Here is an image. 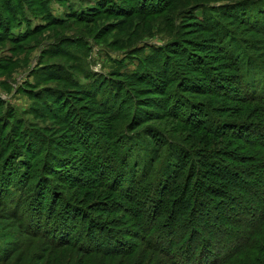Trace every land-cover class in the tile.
<instances>
[{
  "label": "trees",
  "instance_id": "trees-1",
  "mask_svg": "<svg viewBox=\"0 0 264 264\" xmlns=\"http://www.w3.org/2000/svg\"><path fill=\"white\" fill-rule=\"evenodd\" d=\"M37 1L39 0H3V3L0 1V6L4 7L3 11L8 13L12 8V19L5 17L0 21V29L8 36V39L22 41L44 27L34 23L36 19L34 12L39 7ZM130 1L137 4L133 6L135 10L140 8L143 12L158 11L163 8L158 4L153 6L154 0ZM50 2V0H40L41 8H39L45 10L51 23H60L62 20L51 13ZM107 2V0H96L97 5L93 11L97 6L102 7L103 11H119L114 10L112 6L106 7ZM257 2L259 3V0H238L232 6L249 7L250 5L255 6ZM163 3L164 6L167 4ZM231 3L229 2L230 5ZM229 4H224L222 7H229ZM201 5L197 10L199 20H203L199 26H202L204 30L211 27L208 31L213 36L217 37L219 33V41L223 42L222 48L225 45V52L222 56L238 80L236 83L233 82L236 90L231 88L232 92H230L231 89L225 86L229 80H226V77H219L210 65L204 64L198 57V52L191 53L179 45L174 48H168L166 45L152 48L153 52L138 60V67L131 72L113 70L105 78L104 75H99L100 79L99 76L93 78L92 76L96 75L94 73L95 75L91 77L94 80L95 92L88 90L92 88L90 77L87 86H82L83 84L76 79V82L73 80L71 83L76 86V89L81 93L84 92V95L97 104L99 103L95 101V98L96 100L100 98L102 92L98 88L102 87L104 90L108 82H114L115 86L122 84L124 87L129 85L132 88V90L130 88L126 90L125 98L115 108L112 106L113 103L109 106L102 102L100 104L102 105L100 110L102 116H96L93 113L95 110H90L91 114L97 118V120L93 119V122L85 121L81 116H76L75 112L72 113L73 115L70 114V108L65 109L67 114L63 116L59 108L58 114L54 116L56 121L65 123L68 130L70 128L83 133L82 137L86 145L85 155L96 159L92 178L73 174L76 183L69 187H75L76 194L69 195L54 189L52 179L64 184L69 180V166L66 165L69 158L62 160L61 156L57 158L55 153L49 152L48 139L41 134L39 128L17 127L12 124L6 131L8 124L6 121L20 122L14 117V113L0 120V208L6 211L7 215L23 231L47 239L54 247L66 245L79 248L80 246L87 252L90 249L95 251L102 249L107 253H113L114 249L110 250L109 244L99 246L96 240V244L91 247L86 245V243L91 245L96 235L102 237L105 234H111L104 224L98 223L88 215V211L80 202V199H84L96 188L110 190L111 194L120 200V203H127L128 206H123V208L133 210L137 227L140 224L144 227L148 225V230L153 229L155 219L160 218L169 207L173 209L172 211L176 210V214L179 215L188 213L196 221L198 220L196 214L199 213L200 216L208 214L207 207L210 206L212 198L232 197L231 199L234 200L232 203H236L239 208L238 210L231 208L230 214L239 215V218L250 215L252 218L245 222L239 218H237L239 222H226L229 227H238V232L234 231L237 235L235 252L238 255L235 264H264V80L258 82V87L254 86L257 84L254 83V79L250 80L254 77L252 68L253 70L262 68L263 64L254 52L249 51L250 48L247 49V43L240 37L226 31L224 25L217 22L215 27V24L208 22V17L203 18L208 9L203 4ZM69 7L70 13L64 20L73 17L83 19L84 15H89L92 11L86 8L73 9L70 2ZM216 10H218L216 7L213 8V11ZM262 14L260 12L256 20L260 21ZM256 20L249 25L252 31H264L263 26L260 27L262 23ZM23 24L25 25L24 30H22ZM142 49L136 50L134 55L140 53ZM181 56L185 58L184 62L181 61ZM176 59L179 60V64H176ZM148 64L156 67V70L148 68ZM177 67H182L184 72V69H187L196 73L198 77L179 75L182 72L177 71ZM174 71H177V74ZM171 74L175 76L172 77ZM122 78H132L140 83L152 85L150 86L152 98L150 100L139 99L136 96L139 93L138 90L133 88L132 84L125 83L126 79L121 80ZM240 78H242L241 82ZM104 80L105 85L102 86ZM221 81H226L222 87ZM207 89L214 91L217 96L221 95L242 104L240 109L236 110L234 115L236 118L221 120L211 113L212 111H208L207 107H210L208 104L202 101L196 103L188 96L195 92L201 95L200 93ZM55 92L52 93L54 99L63 102L61 93ZM112 98H115L114 94ZM156 98H160V112L142 110V107H149L147 103L152 104V100ZM107 99L111 100L109 97ZM48 103L51 102L48 101ZM250 103L255 104L251 110L247 106ZM245 107L250 111L248 110L246 117L243 118ZM123 115H126L128 120L114 135L108 136L110 140H107L104 133L106 129L109 130L112 127L113 119L111 118L114 117L115 120ZM107 117L109 119H105ZM162 117L164 119L169 117L187 125L191 128V134H198V141H193L191 145L185 144L181 142L182 140L175 138L169 130L154 124H147L138 129L143 120H156ZM251 134L256 137L254 140L249 137L252 136ZM87 135L94 138L92 143L86 141ZM141 135L150 138L152 144L148 141L149 149L139 142ZM113 137H115V144H112ZM98 138H102L107 143L111 142L104 146L103 141ZM240 142L242 144H239ZM39 144L46 147L41 149ZM109 146L112 147L110 152H108ZM39 152L40 155L42 154L41 159H37ZM84 152L81 153V157L84 156ZM35 156L38 157L35 158ZM31 158H34L35 162L32 165L29 164ZM172 158L176 164L170 162ZM130 166L131 171H129ZM127 177H130V182L122 184L121 182ZM258 178L262 183L258 182ZM81 191H84V194ZM96 191H94L95 194ZM175 194H177L176 197H174ZM96 195L100 196L98 192ZM157 195L163 197L161 207L160 198ZM107 197L110 201L101 203L100 209L112 218L109 222L118 223L115 211L110 206V204H115V201L111 202L109 195L104 199ZM169 197H172L171 201ZM177 198L180 199L179 204H177ZM243 200L245 203L241 204ZM253 204L256 206H251ZM146 209L147 211L151 209V212L144 215ZM225 211L229 213L227 209ZM232 214L231 219H233ZM178 216L176 215V219L171 222L174 229L180 228L182 225L180 222H183ZM204 221L203 217L201 225ZM229 232L225 229L223 232L220 231V234L227 235ZM188 261L190 264L197 263V261L194 263L195 260Z\"/></svg>",
  "mask_w": 264,
  "mask_h": 264
},
{
  "label": "rangeland",
  "instance_id": "rangeland-1",
  "mask_svg": "<svg viewBox=\"0 0 264 264\" xmlns=\"http://www.w3.org/2000/svg\"><path fill=\"white\" fill-rule=\"evenodd\" d=\"M0 1L3 3V0ZM50 1L51 13L62 20L60 23L53 24L49 21L45 10L40 9L39 0L37 2L40 8L37 7L38 10L34 12L36 14L34 23L44 26L40 31L25 37L22 41H11L0 29V120L6 119L7 116H10V113H14V117L18 118L20 122L6 121L8 123L6 131L12 124L17 127L39 128L41 134L48 139L49 152L55 153L57 158L61 156L62 160L69 158V162H66V165L69 166V180L65 181V184L55 179L51 180L56 191H63L69 195L76 194L75 187H69L71 184L76 183L73 174L92 178L94 164L96 163L95 157L85 155L84 148L86 145L82 137L83 133L70 128L68 130L65 123L55 120L54 116L58 114V109L60 108L63 112L61 114L63 116L67 114L65 109L70 108V114L75 112L76 116H81L85 121L90 122L93 119L97 120L96 116H102V113H100L102 112L100 111L102 102L109 106L113 103L112 106L115 108L125 98L126 90L129 88L132 90L129 85L127 87L122 84L115 86L114 82H108L104 90L102 87L98 88L102 92L100 98L97 100L95 98V101L99 103L97 104L84 95V92L81 93L77 90L76 86L71 83L73 80L75 82L78 80L83 84L82 86H87L90 80L92 88H88V90L95 92L93 78L99 75H104L105 78L113 70L131 72L138 67V60L153 52L152 48L163 45L174 48L179 45L191 53L198 52V57L204 64L210 65L219 77H226V80H229L227 83L221 81V87L226 83L225 86L236 90L233 82L236 83L238 80L235 73L228 68L227 62L222 56L225 52V45L222 48L223 42L219 41V33L217 38L208 31L211 27L204 30L202 26H199V23L203 21L199 20L197 16L199 14L197 10L199 6H202L201 4L208 9L203 18L208 17V22L215 24V27L217 22L224 25L226 31L236 34V37H240L241 40L245 41L247 49L250 48L249 51L254 52V55L262 60V68L254 70L252 68L254 77H251L250 80H255L254 83L257 84L254 86L258 87V82L264 80V31L255 32L249 26L253 24L254 20L258 19L257 17L261 12L263 13L261 20L256 21L262 23L260 27L263 26L264 28V0H259V3L257 2L255 6L250 5L249 7H233L232 4L238 0H154L155 4L153 6L158 4L163 8L158 11L150 10V12H143L140 8L135 10L133 6H137V4L135 5L130 0H107L106 7L112 6L114 10L118 9L119 11H103V8L98 6L93 11V8L97 5L96 0ZM69 2L71 8L90 9L92 10L91 14L84 15L83 19L73 17L64 20L66 15L70 13ZM163 2L167 4L164 6ZM229 2H232L231 5ZM224 4L230 6L222 7ZM215 7L218 10L213 11ZM3 9L4 7L0 6V21L5 17L12 19V8L8 13ZM144 11L146 10L144 9ZM24 28L25 25L23 24L22 30ZM139 48L143 49L140 53L134 55ZM181 57V61L184 62L185 58ZM176 64H179L177 59ZM147 66L152 70H156V67L151 64ZM184 70L185 72L182 67H177V71L184 73H178L179 75L198 77L196 73H192L187 69ZM177 71L174 72L177 74ZM168 74L170 76L169 72ZM92 75H95V77ZM171 76L174 77L175 75L171 74ZM105 80L102 86L105 85ZM121 80L132 84L133 88L138 90L139 93L136 96L139 99L150 100L152 98L150 95V86L152 85L144 82L140 83L132 78H122ZM241 80L242 78H240V82ZM207 90L200 93L201 95L195 92L190 93L188 96L191 101L196 103L202 101L208 104L210 106L207 107L208 111H212L211 113L215 114L217 118H221V120L236 118L234 117L236 110H239L242 104L221 95L217 96L214 91H210L211 89ZM53 92H60L64 99L63 102L62 100L56 101L52 95ZM230 92H232V89ZM113 94L115 98H112ZM160 98L151 99L152 104L148 102L149 107H142V110L160 112ZM48 101L51 103H48ZM254 105L252 103L247 104L250 110L255 107ZM249 108L245 107L243 109V118L246 117ZM90 110H95L93 113L96 116L91 114ZM195 115L198 116V114ZM168 116L170 117V115ZM169 117L167 119L162 117V119L156 120H143L138 129L147 124H154L169 130L175 138L182 140L181 142L185 144L191 145L193 141H198V134H191L190 127ZM105 119H109V117ZM111 119H113L111 122L112 127L109 130L106 129V133H104L107 138L121 129L128 120L126 115L115 120L114 117ZM87 136L86 141L92 143L94 138ZM249 137L253 138L252 140L256 138L253 135ZM140 138L141 145L149 149L148 141L151 143L150 138L144 135H141ZM100 140L103 141L104 146L111 142L107 143L102 138ZM107 140H110V138ZM112 140V144H115V137ZM38 146L41 149L46 147L43 144ZM111 149L112 147L109 146L108 152ZM82 152H84L83 158L81 157ZM38 156V158L36 156L35 158L41 159L42 154L40 155L39 152ZM31 159L29 164L32 165L35 162L34 158ZM170 162L176 164L173 158ZM129 169L131 171V166ZM130 175L132 174L130 173ZM130 177L125 178L121 183L128 184ZM258 182L262 183L261 179L258 178ZM94 191H96V194L98 192L100 196L98 197ZM81 192L84 194V191ZM111 192L101 187L96 188L90 194L88 192V195L84 199H80V202L88 211V215L97 220L98 223L104 224L106 230L111 233L102 237L96 235L91 245L87 243L86 245L91 247L96 244V240L99 246L109 244L110 250H115H113V253H107L102 249H96V251L90 249L88 253L80 246L74 248L59 245L56 248L47 239L23 231L7 215V212L0 208V264H190L188 260H195L194 263L197 261L195 264L236 263L238 256L235 252L237 235L234 234V231L238 232V227L226 225L227 221L239 222L237 221L239 215L235 216L231 213L233 218L231 219L230 211L239 208L236 203H232V201L234 202L231 199L232 197L212 198L210 206L207 207L208 214L205 216H200L199 213L196 214V219H198L196 221L188 213L179 215L176 214V210L172 211L173 209L169 207L161 214L160 218L155 219L153 229L148 230V225L144 227L140 224L137 227L133 210L123 208V206H128L127 203H120V200L116 199ZM107 195L111 198V202L115 201V204H110V206L115 211L116 215H114L119 220L118 223L109 222L112 218L100 209L101 203L110 201L108 197L104 199ZM157 196L160 198L159 205L161 207L163 197L162 195ZM170 198L172 197H169L171 201ZM176 200L179 204L180 199L177 198ZM242 202L241 204L245 203L244 200ZM169 205H172V203H169ZM223 205L224 207H222ZM153 208L155 209V206ZM150 212L151 209L148 211L146 209L144 215ZM176 215H179V220L182 219L183 222H180L182 223L180 228L174 229L171 222L176 219ZM186 215L188 216L186 217ZM203 217L205 221L201 225ZM199 218L201 219L199 220ZM239 219L245 222L252 218L247 215L245 218ZM225 229L228 232L230 231L229 234H220V231L223 232Z\"/></svg>",
  "mask_w": 264,
  "mask_h": 264
}]
</instances>
